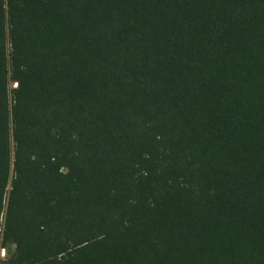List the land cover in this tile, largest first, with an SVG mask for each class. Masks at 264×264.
<instances>
[{
    "label": "trees",
    "instance_id": "16d2710c",
    "mask_svg": "<svg viewBox=\"0 0 264 264\" xmlns=\"http://www.w3.org/2000/svg\"><path fill=\"white\" fill-rule=\"evenodd\" d=\"M0 264H264V0H0Z\"/></svg>",
    "mask_w": 264,
    "mask_h": 264
},
{
    "label": "rangeland",
    "instance_id": "374dc122",
    "mask_svg": "<svg viewBox=\"0 0 264 264\" xmlns=\"http://www.w3.org/2000/svg\"><path fill=\"white\" fill-rule=\"evenodd\" d=\"M5 257V251L3 249H0V261Z\"/></svg>",
    "mask_w": 264,
    "mask_h": 264
}]
</instances>
